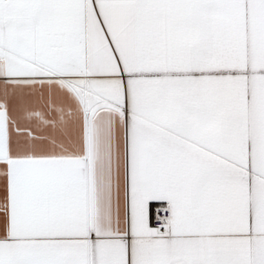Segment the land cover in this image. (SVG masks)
I'll return each instance as SVG.
<instances>
[{
	"label": "snow or ice",
	"instance_id": "snow-or-ice-1",
	"mask_svg": "<svg viewBox=\"0 0 264 264\" xmlns=\"http://www.w3.org/2000/svg\"><path fill=\"white\" fill-rule=\"evenodd\" d=\"M0 264H264V0H0Z\"/></svg>",
	"mask_w": 264,
	"mask_h": 264
}]
</instances>
